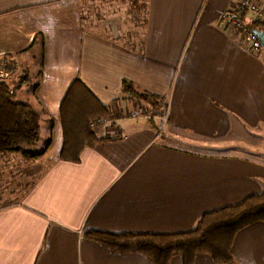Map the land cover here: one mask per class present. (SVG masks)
<instances>
[{"label":"crops","instance_id":"obj_1","mask_svg":"<svg viewBox=\"0 0 264 264\" xmlns=\"http://www.w3.org/2000/svg\"><path fill=\"white\" fill-rule=\"evenodd\" d=\"M236 1L0 0V79L37 71L31 93L26 81L15 98L40 117L34 152L50 138L33 159L0 156V176L7 162L8 176L46 166L26 194L0 201V264H154L91 233L188 231L264 189V48L250 51L222 23ZM4 55L25 67L2 71ZM75 79L111 111L144 104L122 97L123 80L158 95L169 110L166 132L156 137L151 119L123 120L108 135L94 133L78 161L61 159L60 104ZM232 252L226 264H264V222L238 231ZM193 264L215 263L202 253Z\"/></svg>","mask_w":264,"mask_h":264},{"label":"trees","instance_id":"obj_2","mask_svg":"<svg viewBox=\"0 0 264 264\" xmlns=\"http://www.w3.org/2000/svg\"><path fill=\"white\" fill-rule=\"evenodd\" d=\"M245 23L251 29L264 31V28L253 19ZM35 44L37 52L33 56L38 59L40 52L42 56L43 48V39L40 35L34 38L31 45ZM2 58L4 61L1 70L12 71L14 61L11 56L4 55ZM23 74V79L15 83L9 84L6 80L0 79V156L20 152L23 156L33 159L44 152L50 138L44 141L45 145L41 151L34 152L40 139V117L30 104L17 101L15 98L21 85L29 81L26 74ZM121 95L124 99L134 98L152 107L161 108L166 105L158 95L136 91L129 80H123ZM110 112L108 105L100 102L80 79H75L60 104L63 144L59 157L72 162L78 161L81 150L93 146L98 141L89 127L90 120ZM259 221L264 222V189L259 194L202 215L196 225L188 231L175 233L95 231L91 235L112 251L139 252L146 255L154 264H168L174 255L181 257V264H193L195 255L202 253L208 254L215 264H226L233 261L232 243L237 232Z\"/></svg>","mask_w":264,"mask_h":264},{"label":"built area","instance_id":"obj_3","mask_svg":"<svg viewBox=\"0 0 264 264\" xmlns=\"http://www.w3.org/2000/svg\"><path fill=\"white\" fill-rule=\"evenodd\" d=\"M229 28L236 32L242 41L248 44L252 52H259L262 45L253 29L245 21L253 19L264 28V0H238L229 8ZM260 30V29H258ZM262 31V30H261ZM139 118L151 119L156 123V137L163 136L168 127L169 110L167 106L158 108L148 104H139L124 112L111 111L102 118L93 119L91 127L100 133L109 134L111 129L116 130L119 122L123 120H136ZM91 121V122H92Z\"/></svg>","mask_w":264,"mask_h":264},{"label":"rangeland","instance_id":"obj_4","mask_svg":"<svg viewBox=\"0 0 264 264\" xmlns=\"http://www.w3.org/2000/svg\"><path fill=\"white\" fill-rule=\"evenodd\" d=\"M231 6L233 7L234 3ZM229 8H227L224 11V13L222 14V16L220 17L221 20H222V23L224 24V26H226V24H227V26H229V23H228L229 22V17H228ZM203 9H204V7H203ZM203 9H202V12L200 13V15H202L201 16V21H202V19L204 17ZM198 18H199V16H198ZM198 18H197V21H198ZM197 21H196V23H197ZM196 23H195L194 27L197 26ZM228 30H229V28H228ZM230 30H231V28H230ZM245 44H246V42H245ZM263 53H264V49H263ZM21 62L22 61L19 59L18 63L17 64L15 63V66L13 65V69H14L13 73L16 74L18 71L22 70L25 67V63H21ZM37 64H38V62H35V64H34V65H36L35 68H37ZM23 77H24L23 74L16 75L15 81L16 82L21 81L23 79ZM39 77H40L39 74L37 73V71H35L34 75L29 79L27 86L30 89H28V88L25 89L26 92H28V94L31 93V91H32L31 88L37 83V80H38ZM102 117H104V116H100L99 118H102ZM95 118H97V117H95ZM95 118H93V119H95ZM93 119L90 120L89 127L91 128L92 132H94L97 135V134L100 133V129L101 128H99V129H97L95 131L91 127V124L93 123V121H92ZM258 140L260 142H263L261 139H258ZM4 162H6V160H4ZM10 163L11 162H7L5 164L6 167L2 168V169H6V171H5V173L3 175L0 176V201H3L5 198H7V199H9L10 203H14L16 201V199H14L15 194L17 196L19 194H21V195L26 194L33 187V184L38 179V177L40 175V172H43L45 170L46 166L42 165V167H41V169L39 171H36L35 173L30 174L29 177H26V175L22 171V169H21V171H19V173H16L15 175L8 176L6 174H7V171H8L7 169H8V166H9ZM18 186H20V187L22 186V187L19 188L17 191L16 190L13 191V188H17Z\"/></svg>","mask_w":264,"mask_h":264},{"label":"water","instance_id":"obj_5","mask_svg":"<svg viewBox=\"0 0 264 264\" xmlns=\"http://www.w3.org/2000/svg\"><path fill=\"white\" fill-rule=\"evenodd\" d=\"M253 32L258 36L261 45L264 46V31L253 29Z\"/></svg>","mask_w":264,"mask_h":264}]
</instances>
